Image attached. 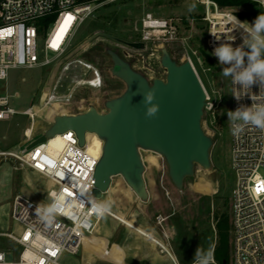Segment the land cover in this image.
<instances>
[{
	"label": "rangeland",
	"instance_id": "obj_1",
	"mask_svg": "<svg viewBox=\"0 0 264 264\" xmlns=\"http://www.w3.org/2000/svg\"><path fill=\"white\" fill-rule=\"evenodd\" d=\"M195 10L189 11L191 5ZM225 11V10H224ZM150 13L156 18L168 17H200L204 14L203 6L196 0H116L100 6L92 16L86 19L80 28L67 60L81 59L96 67L103 79L100 89L80 88L68 111L78 114L94 106L100 113H106L105 101L120 96L126 89L125 83L111 74L113 66L107 50L111 49L123 55L132 64L134 70L146 76L149 80L165 79L166 71L161 67V49L171 51L172 58L183 63L185 51L180 46H161L160 43H143L141 36L135 30L143 17ZM233 13V12H231ZM42 34L40 44L53 26ZM198 31L206 29L200 21L196 25ZM205 33L194 36L188 52L191 56L197 75L199 76L210 103L215 108L205 110L202 126L208 136L212 137L214 146L211 150V168L203 170L196 168L195 175L185 181L183 190L179 191L168 176L165 160L152 152H142L145 163L159 168L155 170L156 187L152 186L153 197L143 203L137 199L128 188L120 186L118 193L111 192L100 201L111 200V207L125 213L127 218L136 215L139 222L153 229L159 238L168 243L179 264H193L198 247L205 252L211 251V264L215 261L214 252L217 246V218L228 215L232 220L231 195L235 184V175L231 166L232 135L231 123L227 113L232 105V78L222 76L223 69L208 50ZM143 43L142 48L135 44ZM193 52H196L194 55ZM248 51V48H247ZM246 51V52H247ZM208 59L205 60V55ZM39 56L45 54L39 51ZM47 54V57H51ZM72 75L64 79L63 91L67 90ZM56 77L54 67L18 68L9 71L8 80L1 83L0 95L16 94L11 107L19 112L30 108L41 107L40 98L46 85ZM58 114H68L64 105L56 106ZM215 109L216 112H215ZM41 117L35 122V131L31 139H26L25 131L30 121L23 115H16L0 122V149L5 151H25L37 138L43 135L51 126V111H41ZM216 115V116H215ZM215 121L217 124H214ZM30 131H28V136ZM88 140L99 143V140L89 135ZM264 176V170L261 171ZM116 180L121 178L117 177ZM114 179V180H115ZM55 189L48 187L45 178L27 167H21L14 160H6L0 166V233H18L19 226L11 219L12 199L18 193H23L33 200L48 203V192ZM158 218L163 220L158 224ZM94 221V220H93ZM138 225L141 226V223ZM233 245L232 234L230 236ZM9 242L0 239V247ZM150 246L127 227L114 220L112 216H103L94 233L84 239L82 250L77 256L64 254L61 264H160L144 257L142 247ZM8 247L12 254L8 261L18 258L21 248L14 243ZM140 247V248H139ZM85 248V249H84ZM139 248V249H138ZM135 249V250H134ZM161 257H166L156 247L155 251ZM139 254V258L136 254ZM91 254V255H90ZM141 257V258H140ZM231 264H234L233 254ZM162 264H172L170 259H161Z\"/></svg>",
	"mask_w": 264,
	"mask_h": 264
},
{
	"label": "built area",
	"instance_id": "obj_2",
	"mask_svg": "<svg viewBox=\"0 0 264 264\" xmlns=\"http://www.w3.org/2000/svg\"><path fill=\"white\" fill-rule=\"evenodd\" d=\"M114 1L0 0V91L1 83L8 80L10 70L54 67L56 72L55 79L46 85L42 93L40 108L31 106L19 112L11 107L16 94L0 95V122L16 115L27 117L30 126L25 131V137L31 139L28 131L30 134L35 131V122L41 117V111H51L52 124L54 117L60 115L56 105H64L68 114H71L68 106L80 88L103 87L104 79L96 67L81 59L68 61L67 58L86 19L100 6ZM248 1L264 11V0ZM196 2L204 8V14L200 17L156 18L147 13L135 26L142 42L180 46L185 51L182 59L189 61L193 67L188 48L194 36L202 37L205 31L206 46L211 54L223 42L230 43L233 48L245 44L248 38L246 26L237 24L236 19L240 22L245 20L222 10L212 0ZM54 16L53 26L44 43L40 44L42 34L47 32ZM45 19L51 20L44 22ZM198 21L206 26L201 32L196 27ZM39 51L45 54L44 58L39 56ZM243 51L246 52L247 48L243 47ZM48 53L52 56L47 57ZM192 53L196 55V52ZM212 56L220 66H229L221 64L216 56ZM67 75L72 76L64 92V79ZM231 87L233 112L242 106H251V95L264 96V86L254 84L247 93L242 92L241 99L237 100L233 93L239 90V85L232 82ZM258 102L264 103V100ZM207 103L209 106L206 110L213 109L214 105L210 103L208 95ZM231 135V166L235 175L231 195L234 264H264V176L261 172L264 170V130L245 125L237 132L231 124ZM63 138L64 147L58 152L49 147L48 141L31 150L0 149V166L6 160H14L21 167H27L53 183L56 190L48 192L50 200L43 205L49 204L55 194L63 193L65 198L62 211L53 220L47 221L35 213L41 202L23 193L13 197L11 219L19 226V232L0 233V239L16 244L21 252L16 260L8 261V255L13 253L8 247L9 243L1 246L0 264H61L64 254L77 256L83 248L84 238L94 233L100 217L91 211L89 202L97 200L93 191L95 171L101 156L96 158L88 153L87 134L83 147L72 131L63 135ZM85 186L88 192L81 195ZM162 222L158 218V224L162 225ZM156 245L172 264H179L168 243Z\"/></svg>",
	"mask_w": 264,
	"mask_h": 264
},
{
	"label": "water",
	"instance_id": "obj_3",
	"mask_svg": "<svg viewBox=\"0 0 264 264\" xmlns=\"http://www.w3.org/2000/svg\"><path fill=\"white\" fill-rule=\"evenodd\" d=\"M142 48L143 43L135 44ZM111 74L125 83V91L105 101L106 113L94 106L78 114L56 115L50 128L28 150L46 143L57 135L74 132L79 145L85 146L86 134H96L103 142L102 155L95 171L93 196L101 200L120 177L131 193L143 203L150 200L142 152L162 157L168 176L179 191L195 175L197 167L209 170L214 146L202 126L207 93L189 61L178 63L167 48L161 49L160 64L166 78L149 81L133 69L119 53L111 49ZM155 90L153 104L159 105L155 116L146 117L143 93Z\"/></svg>",
	"mask_w": 264,
	"mask_h": 264
},
{
	"label": "clouds",
	"instance_id": "obj_4",
	"mask_svg": "<svg viewBox=\"0 0 264 264\" xmlns=\"http://www.w3.org/2000/svg\"><path fill=\"white\" fill-rule=\"evenodd\" d=\"M193 10H195L194 4L189 7V11ZM236 22L246 26L248 38L245 40V44L242 47L233 48L230 43L223 42L215 48L212 54L218 58L221 64L229 65L223 69L222 76L224 78L231 77L233 84L239 85V90L234 91L233 94L237 100H240L242 92L247 93L254 84L264 86V13L259 14L251 24L247 21L240 22L237 19ZM243 47L248 48L249 51H243ZM142 95L144 97L143 103L147 106L145 115L151 118L159 111V105L152 103L155 99V90L146 91ZM250 98L253 100L251 106H242L234 112L229 111L227 113L229 122L237 132L245 125L264 130V103L258 102L264 100V96L251 95ZM237 121L242 123L238 124ZM86 192H88L87 186L81 190V195ZM64 202L63 193L55 194L49 204L40 203L36 207L35 213L42 219L51 221L56 214L62 211ZM89 203L91 211L98 217L104 216L111 210V200H92ZM211 261V251L205 252L201 247H198L193 264H211Z\"/></svg>",
	"mask_w": 264,
	"mask_h": 264
},
{
	"label": "bare ground",
	"instance_id": "obj_5",
	"mask_svg": "<svg viewBox=\"0 0 264 264\" xmlns=\"http://www.w3.org/2000/svg\"><path fill=\"white\" fill-rule=\"evenodd\" d=\"M56 106H59V105H56ZM60 115H62V114H60ZM30 135L31 134H29V136ZM89 135L96 137L99 140V143L95 142L93 140H88V136ZM47 143H49V147L53 151H57V152L61 151L63 149V147H64L63 135H57L54 138L50 139ZM87 143H88V153L91 156H93V157L99 158L102 155V149H103L102 140L96 134L88 133L87 134ZM47 182H48V187H50V190L51 189H55V187H54V185H53V183L51 181H47ZM106 215L112 216L114 220L118 221L120 224H122L125 227H127L129 229V231L131 233H133V234H136L138 236V238L143 239L148 244L150 243L149 247L147 245V246L141 248V250L144 251V257L145 258H150L151 260L152 259L153 260H157V259L160 258V259H163V260L167 261V258H161L156 252H154L155 248L157 246L156 243L163 244L162 240L158 236H156L154 234V232H152L148 228L139 226L138 223H137L139 221H138V218H137L136 215L132 216V218L129 219V218L126 217L125 213L120 212V211H118L116 209H113L112 207H111L110 212L105 214L104 217ZM102 217H100L99 221L97 222L95 229L98 226H100V220L102 219ZM136 256L139 258V254L138 253L136 254Z\"/></svg>",
	"mask_w": 264,
	"mask_h": 264
},
{
	"label": "trees",
	"instance_id": "obj_6",
	"mask_svg": "<svg viewBox=\"0 0 264 264\" xmlns=\"http://www.w3.org/2000/svg\"><path fill=\"white\" fill-rule=\"evenodd\" d=\"M83 1V0H79ZM216 2L222 10L233 12L242 20L253 23L255 18L264 13L257 4L248 0H212ZM51 19H45L44 22H49ZM249 51V49H248ZM171 54V51H169ZM172 55V54H171ZM203 55H205L203 53ZM205 60L206 58L205 55ZM217 218V246L214 252L215 261L218 264H231L232 246L230 243V236L232 234V220L228 215Z\"/></svg>",
	"mask_w": 264,
	"mask_h": 264
},
{
	"label": "crops",
	"instance_id": "obj_7",
	"mask_svg": "<svg viewBox=\"0 0 264 264\" xmlns=\"http://www.w3.org/2000/svg\"><path fill=\"white\" fill-rule=\"evenodd\" d=\"M146 165V173H145V179H146V183H147V187H148V190H149V194H150V199L153 197V194H152V186L153 187H156V182H157V178H156V175H155V170H158L159 168H156L155 166H151L149 165V163H145ZM120 178V177H119ZM120 183V186H124V188H127L125 183L123 182L122 179L120 180H114L113 181V186L111 188V192H116L118 193L119 189H120V186H117L118 184ZM139 221V220H138ZM141 223V227H146L148 228L149 230H151L152 232H154V234L156 236H158V234L151 228H149L146 224H142V222H139ZM159 237V236H158ZM157 247V246H156ZM161 257V255H159ZM163 258V257H161ZM164 258H168L167 256L164 257ZM169 259V258H168ZM158 263L162 264V261L161 259L159 261H157Z\"/></svg>",
	"mask_w": 264,
	"mask_h": 264
},
{
	"label": "flooded vegetation",
	"instance_id": "obj_8",
	"mask_svg": "<svg viewBox=\"0 0 264 264\" xmlns=\"http://www.w3.org/2000/svg\"><path fill=\"white\" fill-rule=\"evenodd\" d=\"M119 55H121L122 57H123V55L122 54H119ZM131 64V63H130ZM131 66H132V64H131ZM133 67V66H132ZM134 69V68H133ZM146 77V76H145ZM147 78V77H146ZM148 79V78H147ZM149 80V79H148ZM149 81H151V80H149ZM213 108H215V107H213ZM216 110L217 109H215V112H216ZM216 116V115H215ZM214 124H217V122L215 121V123Z\"/></svg>",
	"mask_w": 264,
	"mask_h": 264
}]
</instances>
